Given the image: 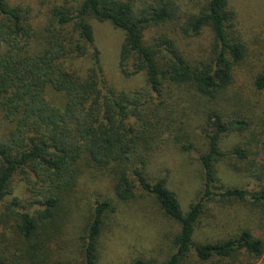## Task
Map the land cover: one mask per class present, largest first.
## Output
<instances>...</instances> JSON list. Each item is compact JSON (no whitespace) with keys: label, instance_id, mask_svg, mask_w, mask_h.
Segmentation results:
<instances>
[{"label":"trees","instance_id":"trees-1","mask_svg":"<svg viewBox=\"0 0 264 264\" xmlns=\"http://www.w3.org/2000/svg\"><path fill=\"white\" fill-rule=\"evenodd\" d=\"M182 6V0H62L49 10L32 51L29 12L0 0V113L9 125L0 136V264H97L106 221L118 203L134 201L138 190L178 227L174 253L158 264H186L192 256L203 264L264 260V164L245 172L260 186L253 191L227 188L216 173L225 158L221 138L242 134L253 124L238 109L235 94L229 95L248 46L230 0ZM89 20L123 32L119 73L124 78L144 75V88L128 93L105 80ZM206 29L212 35L208 55L193 58L179 43ZM252 77L255 89L264 91V70ZM47 91L62 102L53 104ZM229 100L234 111L225 108ZM194 124H201L199 133ZM200 137L205 142L199 157L201 195L183 211L167 177L150 173L151 155L168 145L189 152ZM249 154L232 152L240 161ZM85 166L107 177L112 197L91 207L77 257H71L62 231ZM16 177L25 185L26 207L16 199L5 202ZM213 202L252 207L263 233L240 226L196 242Z\"/></svg>","mask_w":264,"mask_h":264},{"label":"rangeland","instance_id":"rangeland-1","mask_svg":"<svg viewBox=\"0 0 264 264\" xmlns=\"http://www.w3.org/2000/svg\"><path fill=\"white\" fill-rule=\"evenodd\" d=\"M7 2L9 6H19L29 12V23L35 34L31 40L30 50L34 51L38 44L37 34L46 23L49 10L52 6L60 4L62 0H7ZM182 2V7L191 9L192 2L201 3L202 0H192V2L182 0ZM230 5L237 13V29L247 43L249 56L245 64L235 70V83L229 95L235 94L240 103L238 109L244 116L252 119L253 124L242 134H229L221 138V150L225 158L217 164L216 173L227 188L253 191L258 190L260 186L247 179L245 172L251 168V165L254 167L264 164V130L260 128V123L264 124V91L256 90L252 82V76L264 70V0H230ZM89 23L94 34L93 43L100 53L105 80L116 89L128 93L144 88L146 86L144 75L124 78L119 73L117 64L123 32L109 23H99L95 20H89ZM210 44H212V35L207 29L199 37L184 39L179 43L187 54L196 59L208 55ZM46 97L53 104L62 102V97L52 91H47ZM225 108L228 111L236 109L233 107V101L230 100ZM194 119L199 117L196 116ZM196 126H198L196 132L199 133L201 124H194L192 128ZM8 130L9 125L2 119L0 113V136L7 134ZM204 143L203 138L200 137L195 139V148L189 152L168 145L151 155L150 173L153 176L167 177V187L176 194L183 211H186L189 204L201 195L203 172L199 157L204 151ZM236 149L247 150L250 154L240 161L237 156L232 155ZM11 188L12 194L7 196L5 202L10 203L16 199L20 206L26 207L28 196L25 185L18 177L14 178ZM73 192L70 204L67 205L70 217L62 231L61 239L66 246L65 251L71 257H77L78 237L87 223L91 207L96 201L111 198L112 195L107 177H101L100 172L86 166L81 168ZM208 206L212 216L205 219L202 226L197 228L196 242L229 232L234 233L240 226H248L255 235L263 233L259 224V213L246 204L232 202L219 205L213 202ZM249 207L253 209L252 212ZM1 210L0 207V214ZM177 231L178 227L165 217L153 199L138 190L134 201L118 203L116 212L106 221L98 241L97 264H133L136 260H143L147 264L161 263L174 253L172 241ZM186 264L203 263L192 256ZM257 264H264V260Z\"/></svg>","mask_w":264,"mask_h":264}]
</instances>
